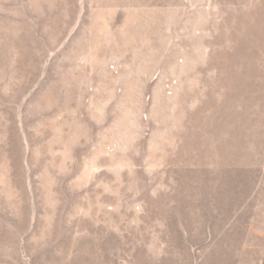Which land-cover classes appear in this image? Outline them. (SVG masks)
<instances>
[{
  "label": "rangeland",
  "instance_id": "1",
  "mask_svg": "<svg viewBox=\"0 0 264 264\" xmlns=\"http://www.w3.org/2000/svg\"><path fill=\"white\" fill-rule=\"evenodd\" d=\"M0 264H264V0H0Z\"/></svg>",
  "mask_w": 264,
  "mask_h": 264
}]
</instances>
